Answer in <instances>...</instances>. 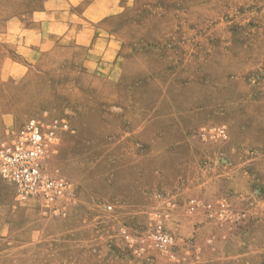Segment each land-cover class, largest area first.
Returning <instances> with one entry per match:
<instances>
[{
  "label": "rangeland",
  "instance_id": "1",
  "mask_svg": "<svg viewBox=\"0 0 264 264\" xmlns=\"http://www.w3.org/2000/svg\"><path fill=\"white\" fill-rule=\"evenodd\" d=\"M121 1L109 78L45 59L14 93L0 143L35 119L71 194L54 212L0 178V264H264V0Z\"/></svg>",
  "mask_w": 264,
  "mask_h": 264
},
{
  "label": "crops",
  "instance_id": "2",
  "mask_svg": "<svg viewBox=\"0 0 264 264\" xmlns=\"http://www.w3.org/2000/svg\"><path fill=\"white\" fill-rule=\"evenodd\" d=\"M15 12L13 0H0V135L6 136L14 115V93L29 92L33 64L46 59L55 73L82 78L110 77L119 62L121 41L109 29L113 3L121 0H42ZM121 3V4H120ZM78 79V80H77ZM11 121V122H9ZM9 124V125H8Z\"/></svg>",
  "mask_w": 264,
  "mask_h": 264
},
{
  "label": "built area",
  "instance_id": "3",
  "mask_svg": "<svg viewBox=\"0 0 264 264\" xmlns=\"http://www.w3.org/2000/svg\"><path fill=\"white\" fill-rule=\"evenodd\" d=\"M216 134L224 136L222 127ZM39 123L29 119L25 128L8 142L0 143V178L8 180L17 196L34 197L37 203L54 212H58L59 203L70 196L67 182L51 175L44 167V143ZM154 246L160 252H166L174 246V237L165 231L160 223L148 233ZM122 236L129 246L142 241L139 233L122 230Z\"/></svg>",
  "mask_w": 264,
  "mask_h": 264
}]
</instances>
